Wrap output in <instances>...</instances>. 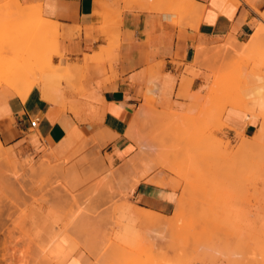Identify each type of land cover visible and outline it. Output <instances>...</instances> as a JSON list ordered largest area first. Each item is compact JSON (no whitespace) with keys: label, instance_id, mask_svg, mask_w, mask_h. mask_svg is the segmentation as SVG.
I'll list each match as a JSON object with an SVG mask.
<instances>
[{"label":"rangeland","instance_id":"374dc122","mask_svg":"<svg viewBox=\"0 0 264 264\" xmlns=\"http://www.w3.org/2000/svg\"><path fill=\"white\" fill-rule=\"evenodd\" d=\"M16 1L0 0V6L1 3H5L11 7ZM124 1L126 3L127 0ZM136 1L147 3L149 0H128L127 3L131 5ZM160 1L153 2L160 5L165 0ZM178 7L177 5L170 10L178 11ZM114 12L117 13V10ZM118 12L119 14L115 16L108 12L104 24L102 23L103 25L106 23L104 28L112 20H119L120 10ZM108 18L110 21L107 23ZM33 20L34 15L22 19L7 17L3 22L13 26H25ZM116 35L108 36L109 40H113ZM250 36L251 34L246 35L239 40L229 34L224 38H214L198 45L195 56L197 59L193 60V64L202 70L198 72L202 76L199 88L192 90L190 86L181 101L175 100L168 107H158L150 98L153 115L163 118L161 122L151 117L135 123L138 134H146L148 140L158 142V145L154 143L156 146L154 150L151 148L145 152L143 161L131 164L129 157H119L115 160L112 154L105 152L107 142L100 140L101 134L93 133L84 136L67 154L60 156L55 153L57 159L51 162V168L31 177L25 171V158L37 161L42 152L50 147L44 143L39 148L31 147L27 143L19 145L3 143L5 149L15 150L16 154L11 157V163L13 169L18 172L16 177L11 174L12 177H6L7 180L0 178V264H89L102 257L114 258L116 254H122L124 257L128 254L133 259H137L135 256L138 259L142 257L141 260L144 258L145 261L152 259L153 264H264V258L259 254L260 241L254 240L253 232L246 230L244 223L247 221L238 210L240 206L235 188L242 180V168L235 162L222 165L210 159L208 154L211 150L209 142L214 140L227 144L228 150L239 151L241 137L238 132L235 136H230L226 132V126L220 127L219 119L208 114L215 106L213 99H207L203 106H197L193 119L187 118L184 124L179 121L176 124L169 122L171 125L164 123L171 114L187 113L191 106H196L192 98L195 92L199 91L205 96L208 88L233 77L235 80L236 75H240L245 69L264 72V64L257 60L258 56L250 58L246 65L237 64L238 59L231 55L221 59L216 57L217 51L231 37L245 46L244 43L248 42ZM42 38L40 35L41 44L28 45V48L20 46L17 50L11 48L8 41H2L3 37L0 35V64L4 68H9L22 63L21 53L28 55L27 53L38 52L32 67L35 74L41 75L42 84H37L40 86L42 97L47 98L43 95L42 89L49 94L58 93L65 105L61 107L62 109L74 112L73 114L81 121L93 122L97 107L88 103L95 101L93 98L97 95L95 88L102 85L94 76L103 74L104 80L113 77L117 60L114 49L118 45L112 42L109 46L102 47L99 54L97 53L98 55L89 63L83 56L84 58L79 61H70L67 58V62L61 64L60 61L55 62L56 56L58 58L63 56L58 49L56 36ZM205 74L210 75L208 78L210 81L203 76ZM37 84L35 86H38ZM209 84L210 86H207ZM65 97L68 102L76 104L67 106ZM258 121L260 122L259 119ZM137 123H140L138 129ZM247 149L251 155L264 154V141L250 145ZM11 163L0 159V168L4 169ZM145 170L146 175H140ZM159 176L165 179L167 177L166 180L173 186L160 187L171 193V201L167 207L154 210L165 217L174 218H171L172 222L167 226L156 228L150 225L154 226L151 228L142 221L138 223L140 220L130 218L128 209L149 206L148 203L133 196L135 181L144 178L148 182L150 178ZM196 176L199 180L201 176L206 179L202 178L199 182ZM208 177L211 179L207 180ZM178 197H184V201L186 200L184 203L186 206L184 205L180 211L182 213L175 209ZM238 213L240 219L237 217ZM180 214L181 216L177 217ZM183 226L185 227L182 228ZM149 228L156 230L149 233ZM165 229H170L169 233ZM154 233L158 234V237L165 234L164 238L173 236L174 239L169 237L166 239L167 242ZM162 233L163 235H159ZM148 234L155 238L149 239ZM152 239L156 240V243L153 241L154 247L153 243H149ZM252 252L254 254H251ZM3 253L5 259L2 258ZM149 254L151 255L148 257ZM255 256L257 258H254Z\"/></svg>","mask_w":264,"mask_h":264},{"label":"crops","instance_id":"0c3cea01","mask_svg":"<svg viewBox=\"0 0 264 264\" xmlns=\"http://www.w3.org/2000/svg\"><path fill=\"white\" fill-rule=\"evenodd\" d=\"M19 1L23 5H35L43 17L58 23V49L63 56H56L55 62L65 64L67 58L79 61L112 42L118 45L114 49L117 60L113 77L104 80L103 74L94 76L102 85L95 88V101L88 103L97 107L93 122L81 121L74 112L48 102L38 84L26 100L0 91L2 143H27L35 148L44 143L60 156L93 133L101 134L100 140L107 142L105 152L115 160L120 157L116 148L123 157L131 156L137 144L128 137L127 131L134 125L146 96L158 107L181 101L190 86L196 90L202 84L198 73L201 67L193 64L198 45L229 34L240 40L251 34L260 22L264 23V0H193L198 5L194 4L195 8H199L196 11L191 0V6H182L181 0L177 4L176 0H165L160 5L149 0L132 3L133 6L126 5L124 0ZM177 5L178 11L170 10ZM108 8L120 10V16L104 28L102 23L108 16ZM184 8L191 9L190 13ZM112 35L116 36L109 40L108 36ZM65 100L67 106L76 104L68 102L66 97ZM35 116H39V125L33 128L30 122ZM258 119L233 107H228L222 115L230 136L236 132L248 137L254 135L260 124ZM34 132L41 138L30 143L28 138ZM133 196L148 203L153 210L167 207L171 201L170 192L144 178L135 185Z\"/></svg>","mask_w":264,"mask_h":264},{"label":"bare ground","instance_id":"6f19581e","mask_svg":"<svg viewBox=\"0 0 264 264\" xmlns=\"http://www.w3.org/2000/svg\"><path fill=\"white\" fill-rule=\"evenodd\" d=\"M14 1H16V0H14ZM127 1H126V5H128ZM155 1H157V0H155ZM158 1L161 2L160 0H158ZM172 1L175 2V0H171V2ZM181 1H182V6H185V5L189 6L190 4L192 5V3L194 2L193 0H191L192 3H190L191 2L190 0H181ZM177 2H178V0H176L175 3L177 4ZM136 3H137V1H136ZM8 4H9V2H8ZM8 4L1 3V6H0V33H1L0 35L3 37L2 41L3 40L8 41L11 48L17 49V47H20V46H24V47L27 46V48H28L29 47L28 45H34V44H38V43L41 44L42 40L39 41L40 35L43 37L42 39L46 38L49 35H55L56 39L58 41V35H59L58 23L53 21V20H50V19L43 17L40 10L38 9V7H36L35 5H23L19 0H17L16 3L14 2V5H12L11 7H8L9 6ZM194 4L196 5V7H198L197 3L195 2L192 5L193 9L195 8ZM123 7H124V4H123ZM193 9H192V11H194ZM197 9H199V8H195V11ZM109 10L110 9H108L107 12L111 13L110 15H112V16H115L117 13L119 14L118 10H117V13L114 12L116 9H114V11L112 9L110 11ZM185 10L190 13L191 9H188V10L185 9ZM185 10H183V11H185ZM113 12H114V15L112 14ZM193 13H195V12H193ZM32 15L35 16V20H33V22H30L29 24H27L25 26L24 25L13 26V25H8L7 24L8 22H3L4 19L6 20L7 17H9L10 19H15V18H18V19L21 18L22 19L25 17H32ZM108 21H110L109 18L107 19L106 22L108 23ZM103 24H102V27H104L106 25V23H105V25H103ZM35 34H36V36H35ZM244 44H246V45L245 46L241 45L240 43H238V41L235 38L231 37L229 40L226 41L224 46L220 50L217 51V53H216L217 56L216 55L215 56L217 57V59H221L227 55H231V57H233V58L235 57L238 59L239 62H236V63L239 65H242L244 63L246 65V62L250 58L253 59L254 57L258 56L260 60L259 59H257V60L260 63L264 64V23H260L257 26V28L254 29V31L251 33L250 38L248 39V42L244 43ZM3 46H5V45H3ZM221 46H222V44H221ZM97 53L98 52H95L91 55L86 54L85 55L86 62L89 63V62L93 61L94 57H96L99 54V53L98 54ZM108 53H110V51H108ZM21 54H22L20 56L22 59L21 64H17L15 66H12L9 68L8 67L4 68L3 65L0 64V89H3L4 91H8V92H13L15 95L20 96L22 98V100H26L28 97V96H26V93L30 89H32L35 86V84H37V83L42 84V78H41L40 74H35V69L32 67V63L34 62L36 56L38 55V52L34 53V54L27 53L28 55H25L23 53H21ZM24 59H25V61H24ZM194 59H197V57H194ZM218 62H221V61H218ZM258 66H260V65H258ZM254 68H256V67L254 66ZM213 70H214V68H213ZM245 70L242 73H240V75H236L235 80L233 79L234 78L233 77L232 79L227 80L224 83H222V82H218L216 84L213 83L214 85L212 87L208 88V93H207V95L205 94V96L202 95L199 91L195 92L194 94H192V98H193V101L195 102L196 106H193V107L191 106V108L188 109L189 111H187V113L171 114L169 117L167 116L168 118L166 120L164 119L165 120L164 123L167 124L170 122L171 124L172 123L176 124L177 121L183 123L187 118L193 119L192 116L196 112L197 106H200V105L203 106L207 99H209V100L213 99L215 101L214 108L213 109L211 108L212 110L208 114L212 115V118L215 117V118L219 119L220 127L226 126L225 123L222 122L221 116L228 107H233L236 109L245 110L246 112H248L249 116H256L257 118H259L260 124H259L254 135L248 137V136L244 135L243 133H238L239 137H241V139L239 140V148H240L239 151L228 150L227 144H225L221 141H215V140L211 141V139H209V141H211V142H209L211 150L209 151L208 154L210 156V159H212L214 161L216 160L218 163H221L222 165L223 164L230 165V164H232V162H235L238 167L242 168V176H241L242 180L239 181V185L237 186V188H235L236 194H237V199L239 200L238 203L240 206V208L238 210H240V214L242 215L244 220L247 221V223H244L245 225L244 224H242V225L245 226L246 230L253 232L254 240L259 239V241H260L259 242L260 245L258 244L259 254H260V256H262V258H264V242H262V241H264V154L251 155L250 151L247 149V147H249L250 145L264 141V72L260 73L259 71H257L258 72L257 73V72H255V70H252V69L249 71H245ZM29 76H31L32 78L30 79ZM203 76H205L207 79L210 77L209 74H205ZM211 77H212V75H211ZM205 82H206V80H205ZM206 83H208V82H206ZM207 86H210V84ZM202 88H203V86H202ZM12 89H14L15 91H13ZM42 92H43V95L47 97L46 100L48 102H50L52 104H58L61 107L65 106L63 99H62L60 94H58V93L57 94L56 93L55 94H49L45 89L44 90L42 89ZM150 98L151 97L146 96L144 104L141 105V107L138 110V113L136 115V119H134V125L127 131L128 137L130 139L134 140L137 144V150L131 156H129V162L131 164H134V163L136 164L140 161H143L145 158V155H146L145 152H147L151 148H153V150H154L156 147L155 145L158 143V142H152L153 140H151V139L150 140L152 143H150V140H148L149 137H147L146 134H145L146 136L143 135V133L138 134V130L135 129V123L137 121L144 120V118H151L152 117L153 119H157V120L159 119L158 121H160L161 118H163L162 116L160 118L157 115H153L154 110H153V108H151L152 105L150 102ZM168 127L170 128L169 125H168ZM191 129H192V127H191ZM183 130H185V129H183ZM168 131H166V132H168ZM188 132H190V131H188ZM40 138H39L38 133L34 132L29 136L28 139H29L30 143H36ZM154 143H155V145H154ZM168 143L169 142H167V144ZM173 143L174 142H172V144ZM171 150H172V148H171ZM115 151H116L118 156L123 157V155H122L123 153L119 149L116 148ZM13 154H16L15 150L13 148L5 149L3 147V143L0 139V159L5 161L6 163H8V162L11 163V157L13 156ZM185 154H187V153H185ZM175 155H176V153H175ZM175 155H172V156H175ZM56 157H57V155L55 154V152L51 148L47 147V149H45L42 152V154L39 156L37 161L36 160L32 161L31 158H29V157L25 158L24 166L26 167L25 168L26 174L28 176L34 177L35 175H39L45 171H48V169H50L52 166L51 162L54 161ZM176 157L178 158L177 155H176ZM162 158H163V156H162ZM166 159H168V158H166ZM169 160H171V158ZM161 161H163V160H161ZM184 161L186 163V160H184ZM12 162H13V160H12ZM175 162H176V160H175ZM165 163H163V164H165ZM156 166H157V164H156ZM5 168L4 169L0 168V178L2 180H7L6 177H9V176L12 177V175H13V177H16V174L18 171L13 169L12 163L7 165V167H5ZM181 169H178V170H181ZM146 171L147 170L142 171L140 173V175H144V174L146 175V173H145ZM184 171H186V170H184ZM163 176H164V174H163ZM203 176L205 177V175H203ZM204 177L201 176L200 180L202 178H203V180H205L206 178L204 179ZM196 178H198V177L196 176ZM166 179H167V177H166ZM166 179L164 177L159 176V177L150 178V181H151V183H153L154 185L159 186V187H170V188L173 187ZM210 179H211V177L207 180H210ZM198 180H199V178H198ZM200 180H199V182H200ZM203 180H202V182H204ZM139 181L140 180H138L137 182L135 181L134 185H136ZM150 181H148V182H150ZM171 182H172V180H171ZM184 199H185L184 197H178V200L176 202L175 209L179 213H182L180 211L182 210V208H184L183 207L184 205L186 206V204H184L186 202V200L184 201ZM216 199L218 200V198H216ZM220 199L221 198H219V201H220ZM128 212L130 214V216H129L130 218H133L134 220L135 219L140 220L138 223H141V221H142V223L146 224V226L148 225V227H149L150 225H154L156 228H157V226L158 227L159 226H167L168 224H170L172 222L171 218L173 217V216L171 218L165 217L162 214H160L159 212H157L156 210H153V209H150L147 207H142V206L137 207V208L136 207L135 208H129ZM176 215H177V212H176ZM238 215H239V213H238ZM179 216H181V214L178 215L177 217H179ZM237 217H239V219H240V215ZM239 222H242V221L239 220ZM178 225H179V223H178ZM154 226H150V227L154 228ZM184 227L185 226H183L182 228H184ZM170 229H172V228H170ZM151 230H156V229H150L149 233L151 232ZM165 230H168V229H165ZM169 230H168V232L167 231L166 232L169 233ZM152 232H155V231H152ZM177 232H179V231L177 230L176 233ZM148 235H149V239L155 238V237L151 236L150 234H148ZM159 235H163V233L159 234ZM164 235H163V237H158V236L157 237L163 238L165 240L170 237V236H168L166 238V236H165V238H164ZM172 238H173V236L170 237V239H172ZM136 239H137V237H136ZM136 239H134V240H136ZM60 240H62V239H60ZM60 240H58L57 242L59 243ZM154 240L155 239H152L151 242L149 240V243H153ZM155 243H156V240H155ZM144 245H146V244H144ZM152 246L154 247V243ZM254 246H255L254 248L257 247L256 244H254ZM141 247H142V245H141ZM139 251H141V250H139ZM251 254H254V253L252 252ZM259 254H257V255H259ZM127 255H125L126 257H124L122 254H116L114 256V258L111 256L102 257V258L96 260L95 262L100 263V264H103V263L104 264H153L152 259H151V261H149V260L145 261L144 258H143V260H141L142 257H139L140 259H138L137 256H135V257L133 256L134 258H137V259H133L132 257L130 258L129 255H128L129 257H127ZM150 255L151 254H149L147 256L149 257ZM154 255H155V253H154ZM2 258L5 259V253L2 254ZM254 258H257V256H255ZM158 262H160V260H158ZM161 264H163V263H161Z\"/></svg>","mask_w":264,"mask_h":264},{"label":"built area","instance_id":"2783aa9c","mask_svg":"<svg viewBox=\"0 0 264 264\" xmlns=\"http://www.w3.org/2000/svg\"><path fill=\"white\" fill-rule=\"evenodd\" d=\"M31 127L35 128L39 125V116H35L31 122H30Z\"/></svg>","mask_w":264,"mask_h":264}]
</instances>
